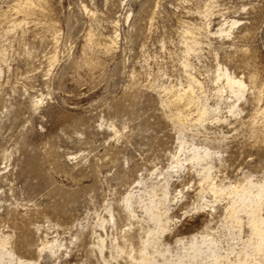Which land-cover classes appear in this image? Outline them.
<instances>
[{"label":"rangeland","instance_id":"374dc122","mask_svg":"<svg viewBox=\"0 0 264 264\" xmlns=\"http://www.w3.org/2000/svg\"><path fill=\"white\" fill-rule=\"evenodd\" d=\"M0 264H264V0H0Z\"/></svg>","mask_w":264,"mask_h":264},{"label":"bare ground","instance_id":"6f19581e","mask_svg":"<svg viewBox=\"0 0 264 264\" xmlns=\"http://www.w3.org/2000/svg\"><path fill=\"white\" fill-rule=\"evenodd\" d=\"M233 24H235L236 22H232ZM220 31H224V30H222V29H220ZM226 76V75H225ZM228 79V80H227ZM227 81L229 82V84L230 85H232L233 86V88H235L234 87V84H235V86H237L239 89H241V88H244V84L242 83V81H238V80H234V79H231L230 78V76L228 77L227 76ZM230 85H228V86H230ZM232 86H231V88H232ZM230 88V87H229ZM234 90V89H233ZM235 91V90H234ZM241 91V90H240ZM180 93V92H179ZM238 94V93H237ZM176 98H177V96H176ZM187 98V97H186ZM171 99V98H170ZM181 99V98H180ZM188 99V98H187ZM174 102V101H173ZM253 226H256V228L258 227V223H256L255 222V225H253Z\"/></svg>","mask_w":264,"mask_h":264}]
</instances>
